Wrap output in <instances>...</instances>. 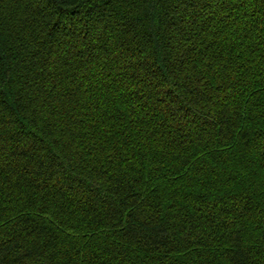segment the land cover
I'll return each mask as SVG.
<instances>
[{
    "label": "trees",
    "instance_id": "obj_1",
    "mask_svg": "<svg viewBox=\"0 0 264 264\" xmlns=\"http://www.w3.org/2000/svg\"><path fill=\"white\" fill-rule=\"evenodd\" d=\"M0 264H264V0H0Z\"/></svg>",
    "mask_w": 264,
    "mask_h": 264
}]
</instances>
